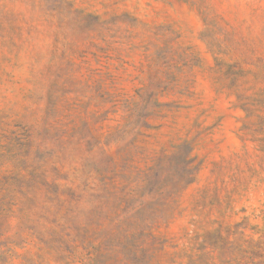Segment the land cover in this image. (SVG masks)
Wrapping results in <instances>:
<instances>
[{
    "label": "rangeland",
    "instance_id": "rangeland-1",
    "mask_svg": "<svg viewBox=\"0 0 264 264\" xmlns=\"http://www.w3.org/2000/svg\"><path fill=\"white\" fill-rule=\"evenodd\" d=\"M0 264H264V0H0Z\"/></svg>",
    "mask_w": 264,
    "mask_h": 264
},
{
    "label": "trees",
    "instance_id": "trees-1",
    "mask_svg": "<svg viewBox=\"0 0 264 264\" xmlns=\"http://www.w3.org/2000/svg\"><path fill=\"white\" fill-rule=\"evenodd\" d=\"M102 199L105 200V202L98 209L100 216H106L108 218H111L110 214L117 215L118 213L123 212L125 210L123 207L124 206L123 200L119 199L116 195L106 194L104 197H102ZM143 205L144 203H141L138 208H135L134 206L128 209L127 210L128 216L126 217L117 216V219L115 220L114 218H111L113 222L114 221L117 222L118 228L122 232V235L125 236L124 240L127 241V244L131 243L136 238L134 228H137L141 222H145L147 220V218H145L146 212H145ZM78 218H79V215L77 217L72 216V211L69 212L68 217L67 216L57 217L54 221V223L57 224V228L55 227L54 229L49 231L52 233V235H50L51 238L48 241V243L46 242L45 243L50 244V245H57L58 247H61V249L66 248L68 249V251L76 252L75 248L77 245L72 244L73 236L70 230L71 229L69 225L71 224L70 222H73V224H76V225H73L75 226L76 231L78 232L76 240H80V239L84 240V238L87 235V231H88V229L85 228L83 225H79V223H77L79 220ZM128 254L129 255L131 254V256L133 257L137 256V253L135 252L133 253L130 250H128ZM61 259L68 260L69 257L61 253Z\"/></svg>",
    "mask_w": 264,
    "mask_h": 264
}]
</instances>
